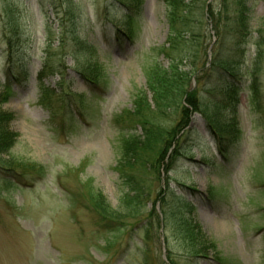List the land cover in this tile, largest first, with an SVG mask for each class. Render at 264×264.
I'll list each match as a JSON object with an SVG mask.
<instances>
[{"label":"rangeland","instance_id":"obj_1","mask_svg":"<svg viewBox=\"0 0 264 264\" xmlns=\"http://www.w3.org/2000/svg\"><path fill=\"white\" fill-rule=\"evenodd\" d=\"M62 1L54 8L51 0H0V83L10 26L25 35L20 41L14 37L17 60L22 51L28 58L26 83L10 91L0 86V114L10 115L8 126L15 136L0 154V264H170L167 250L174 264H264V44L257 60L253 46L257 30L264 37V0H246L253 38L242 47L237 65L229 66L241 92L235 113L225 112L226 127L219 129L225 139L212 137L198 114L189 121L187 146L167 179L175 194L183 185L197 193L186 199L191 206L170 207L166 229L149 221L154 191L163 188L165 176L159 183L141 173L152 199L128 215L122 204L127 189L117 167L127 153L122 140L129 139V148L135 137L141 138L129 115L146 88L147 72L170 62L162 51L169 46L168 9L163 0H139L128 13L111 0H72L78 38L60 45ZM208 3L218 8L220 0ZM184 4L186 18L176 26L177 33L198 38V60L205 47L209 62L216 38L203 0ZM115 33L122 36L120 43L112 39ZM84 38L92 53L79 45L77 40ZM176 44L168 54L176 57L182 51L187 60L180 69L188 71L193 49L179 38ZM218 46L224 57L227 37ZM75 61L85 70L75 68ZM42 67L54 72L41 83L48 91L58 93L63 77L71 95L63 109V102L41 93L36 73ZM209 78L200 81L201 93L216 83V75ZM252 86L257 89L254 104ZM172 114L165 125L176 120ZM97 195L124 219L102 225L91 208ZM173 221L200 227L208 243L206 258L191 254V245L174 234ZM149 222L150 239L143 244Z\"/></svg>","mask_w":264,"mask_h":264},{"label":"trees","instance_id":"obj_2","mask_svg":"<svg viewBox=\"0 0 264 264\" xmlns=\"http://www.w3.org/2000/svg\"><path fill=\"white\" fill-rule=\"evenodd\" d=\"M111 1L113 5L116 4L127 13L131 12L132 7L138 6L137 4L139 3V0ZM209 1L203 0V6H205L207 11L206 18L212 25V31L215 32L214 38L216 40L214 42L216 49L214 50V54L211 55V60L208 62L205 47L203 48V60H198L199 48H202L198 38L190 33L192 38L185 39L182 32L179 31L177 33L176 26L179 24L184 25L183 22L186 18V16L182 15V11L187 9L184 0H163L168 9L166 20L169 26L170 38L168 40L169 46L162 51L170 62L166 68L158 65L153 70L147 72L146 88L141 90L134 100V111H132V114L130 113L129 121L134 122L139 128L141 138L135 137L132 143L133 145L131 144L129 148L127 146V144L129 145V139L122 140V142L124 141L126 143L125 152L127 153L123 162L119 161L117 171L122 184L127 189L122 198V204L128 211V215H132L136 211H141L144 208L145 202L152 199L151 191L142 179L141 173L152 177V179H157L159 183L163 181L165 176L163 188L159 187L158 192L154 191L153 206L149 211V221L155 220L159 228L163 227L166 229L171 206L180 208L191 206L189 202H186V199L195 197L197 193L196 190L183 185L181 187L182 189L178 190V194H175L170 190L167 179V174L171 171L177 159L183 156V151L187 146L191 133L189 128L191 117L198 114L206 122L207 130L212 137L225 139L219 129L226 127V113L234 114L235 108L239 104L241 87L236 82V77L229 66L237 65L236 59L240 58L238 55L241 53L242 47L248 44L251 38H253V31L249 26L246 0H220L218 8H214L208 3ZM51 3L54 4V8H57V0H51ZM62 3L64 4L63 8L57 14L60 25V33L57 38L60 45H64L68 39L71 40L70 37L78 38V26L75 13L73 12L74 3L72 0H63ZM111 24L114 28L115 26L118 27L113 22ZM9 28L5 40L8 47L6 51L7 63L4 81L0 83L2 89L8 91L12 90L13 87L25 84L28 74V70L26 69V63L28 62L26 53L22 51L20 53L22 54L20 59L17 60L13 52L15 49L13 47L20 41L18 38H24L25 35H23L22 31L18 32L13 26ZM176 33L177 37H175ZM102 34L105 36L106 31L102 30ZM256 34L257 38L253 41V46L255 47L257 60L261 59L263 54L264 37L260 30H257ZM112 36V39L118 43L122 40L121 35L115 33ZM14 37L18 41L14 42ZM125 37L130 39V36L127 34ZM226 37L228 46L223 57L219 55L217 46L219 45V48L223 46ZM178 38L182 43L187 46L189 45V49H193L192 55L190 56L193 61H191L188 71H181L180 69V65L183 64L184 60H187L185 55H182V51L176 57H171L168 54L177 45ZM77 41L79 45H87L86 48L89 49V52H93L94 49L85 38L83 41ZM74 64L75 68H80L81 65L83 66L78 61H75ZM82 70H85L84 66ZM45 75L53 76L54 72L50 68L42 67L36 73V83L42 91L41 93L45 95V98L49 99L50 96H54L57 102H63L61 104V109H63L66 104L65 101L71 97L64 89L63 77L59 79L58 83L60 91L58 93L55 92V94L54 91L50 90V92L48 89L43 88L41 83L46 77ZM214 75L217 77L216 83L211 89L206 90L205 93H201V87L198 88L200 81L203 78H211ZM82 77L86 82H91L86 74H83ZM193 81L195 82V87L192 86ZM250 93L251 102L254 104L257 96L255 86L250 87ZM172 112L178 116L176 120L172 121L170 126H167L164 123ZM10 118V115L0 114V154L4 153L15 142V136L9 130L8 126ZM7 170L14 172L12 168ZM175 185L180 184L176 183ZM157 203H159L160 213L156 210ZM176 203H180L181 205H177ZM91 208L98 215L102 225L105 226H111L117 220L124 219L125 217V215L117 213V211L107 207L98 195L93 197ZM138 224L142 223L139 222ZM152 225V222L146 225V235L142 238L143 244H147L150 239L149 229ZM173 226L175 227L174 234L178 233L181 241L191 245L192 255L196 257L200 256L199 258L204 256L206 258L208 243L206 244L207 238L201 232L200 227H192V225L187 223H184V225L177 224L176 221L172 222L171 227ZM163 234L164 240L167 241L165 230ZM209 245L214 248L213 244ZM166 254L170 264H174L171 260L169 250H167Z\"/></svg>","mask_w":264,"mask_h":264}]
</instances>
